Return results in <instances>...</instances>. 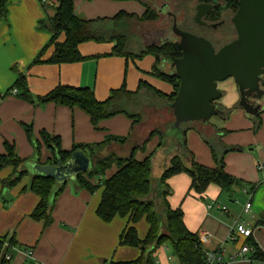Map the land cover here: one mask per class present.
<instances>
[{
  "label": "crops",
  "instance_id": "obj_1",
  "mask_svg": "<svg viewBox=\"0 0 264 264\" xmlns=\"http://www.w3.org/2000/svg\"><path fill=\"white\" fill-rule=\"evenodd\" d=\"M47 1L42 4L39 0H7L6 15L0 18V155H7L4 145L8 144L14 147L15 158L21 161L5 163L0 168V238H11L22 252L31 251L32 258L16 254L11 264L131 262L139 257L140 250L118 245L127 225L126 219L115 217L104 222L96 215L101 188L90 193L78 188L75 181H67L53 200L52 221L48 225L31 218L39 198L30 190V183L37 175L31 164L53 161L51 151L42 144L40 132L59 137L61 149L71 151L73 145L100 143L107 135L127 136L130 121L124 115H116L101 121L94 129L79 109L52 103L40 105L36 98L59 85L89 89L97 101H104L112 90L122 85L127 91L134 92L141 81L165 95L172 93L173 88L152 74L155 62L152 56L138 59L111 56L112 43L85 42L78 46L82 61L48 63L53 47L49 46L51 32L46 23L54 16L59 0ZM160 2L156 0V3ZM146 3V0H73L75 13L87 20L111 18L121 11L141 17ZM41 22L46 27H41ZM147 35L151 34H142L141 41ZM63 40L64 36L60 35L58 41ZM160 69L172 72L164 63ZM19 78L24 79L32 96L31 103L11 94ZM217 89L222 95L215 104L222 109H219L222 114L225 110H229V114L213 116L205 124L195 122L185 126V146L195 163L208 168H214V162L202 137L219 138L225 148L238 149L225 154L224 171L241 184L255 186V189L234 186L230 191H223L210 184L202 194H196L190 189V177L179 173L166 180L170 192L165 200L170 209L181 210L188 231L199 239L203 233L208 234L201 242L204 251L218 253L221 261L226 263L244 244L254 245L264 256V100L260 102V126L256 128L253 117L238 105L234 81L229 78L218 82ZM151 121L138 129V135L155 128L165 129L171 117L164 110ZM24 125L31 127L33 139L40 143L39 148L27 139ZM157 145L158 137L154 136L144 151L135 153L134 158L144 160L156 151ZM115 171V166H111L103 176L89 181L94 185L101 183ZM247 201L251 208L244 214L242 209ZM237 222L253 231L250 238L237 236L231 239V229ZM135 229L137 237L143 239L148 225L142 219ZM252 255L249 264H264V259L255 261ZM173 256L171 248L163 245L154 252L153 258L155 264H178ZM234 264L247 263L237 261Z\"/></svg>",
  "mask_w": 264,
  "mask_h": 264
},
{
  "label": "trees",
  "instance_id": "obj_2",
  "mask_svg": "<svg viewBox=\"0 0 264 264\" xmlns=\"http://www.w3.org/2000/svg\"><path fill=\"white\" fill-rule=\"evenodd\" d=\"M171 1L173 0H161V5L166 4V9L162 13L158 9L160 6H157L158 3L154 0L150 4H144L145 13L141 17L121 11L111 18L87 20L75 13L73 0H59L54 16L46 23L51 32L49 46L53 47L52 54L47 60L48 63L59 65L82 61L83 57L79 54L78 46L85 42L112 43L111 56L134 59L146 55L152 56L155 59L152 74L173 88L172 93L165 95L141 81L138 89L134 92L127 91L125 86L122 85L119 89L112 90L104 101H97L93 92L89 89L59 85L46 95L36 98V102L40 105L52 103L70 109H79L89 118L94 129L98 128L101 121L116 115H124L131 121L127 136L107 135L100 143L73 145L71 151L61 149L59 137L44 131L39 133L42 144L51 151L53 160L57 156L64 162L72 151H82L91 160L88 171L78 174L75 182L78 188L85 189L90 193L98 188L102 189L100 202L96 209V215L99 219L104 222H110L115 217L126 219L127 225L119 237L118 245L138 248L140 255L134 261L113 264H155L154 252L163 245H168L171 248L174 253L173 257L178 264H204L205 260L204 249L198 236L185 228L181 210L170 209L166 200H164L166 224L164 230H160L152 202L144 200L150 191L151 158L154 153L142 161H137L134 158L135 152L144 150L146 144L154 136L158 137L157 149L162 147L168 138L165 132L172 140L176 139L172 135L176 130L172 128L173 116L168 106L177 95L179 81L173 71L171 73L163 72L160 65L163 62L170 64L173 60L180 58L181 52L173 45L174 41L163 40L156 44H143L140 37L149 31L169 28L170 16H175L170 8L171 6H177L179 3L178 0H176V3ZM201 1L210 2V0ZM6 3L7 0H0V18H4L6 15ZM229 6L234 10L236 9L235 4H229ZM220 11L223 10L213 3L212 10L207 13L209 18L205 21L208 23L215 22L222 18ZM165 12H170L171 15L166 13L167 18H162ZM188 17L189 15L186 16V20ZM155 22H161V24L155 26L153 25ZM192 23V21L190 24L184 21V28L182 29L187 30ZM40 26L46 27L44 22H41ZM194 27L200 28L208 34L212 32L210 29L197 25ZM190 33L203 37L209 42L211 40L205 34L197 33L193 29ZM60 35L64 36L62 42L58 41ZM223 38L225 37H221L222 43ZM13 88L16 89L17 96L20 99L32 102V96L28 92L23 78H19ZM219 109L222 111L220 107ZM164 110H167L171 117V122L165 129L155 128L142 136L138 135V129L143 124H149L156 114H161ZM228 114L229 110H225L224 114L219 116L224 117ZM259 115L260 113L252 116L256 128L260 126ZM193 123L195 122L181 125L179 130L181 133V155H175L169 160V166L160 177L161 184L167 188L165 182L168 178L179 173H186L191 179L190 189L196 194H202L210 184L219 186L223 191H230L234 186L247 187L253 191L255 186L243 185L239 180L225 173L223 159L225 154L238 149L225 148L219 142V138L209 140L201 136L210 148L214 168L195 163L192 154L185 146L187 127ZM23 127L29 142L36 149L39 148L40 143L33 139L31 127L26 125ZM169 129L171 130L168 131ZM131 137L136 138V143L131 147L128 156L119 157L111 150L114 146H128ZM4 147L7 155H0L1 165L21 162L15 158L13 146L5 144ZM111 166H115L116 171L110 177L95 185L89 181L92 178L103 176ZM63 188L64 185H57L53 179L34 177L30 183V190L39 198V202L33 210L31 218L36 221H43L44 225L50 224L52 221L53 200ZM168 193L167 188L163 192L164 198ZM142 219L145 220L148 229L145 237L139 239L135 225ZM9 241L13 244L11 238H9ZM253 248L252 258L255 261L262 262L264 259L263 254L254 245ZM0 264H3V262L0 261Z\"/></svg>",
  "mask_w": 264,
  "mask_h": 264
},
{
  "label": "water",
  "instance_id": "obj_3",
  "mask_svg": "<svg viewBox=\"0 0 264 264\" xmlns=\"http://www.w3.org/2000/svg\"><path fill=\"white\" fill-rule=\"evenodd\" d=\"M237 6L231 18L236 37L217 51L205 38L183 31L173 22L172 32L179 38L173 45L181 52L170 63L179 81L177 95L168 106L174 129L192 122L205 124L222 114L215 104L222 95L217 83L229 78L237 86L243 111L249 116L259 113L264 100V0H238ZM211 10L212 5H198L194 21L202 24L200 19ZM31 165L35 177L65 185L86 173L91 160L82 151H72L64 162L56 156L50 163Z\"/></svg>",
  "mask_w": 264,
  "mask_h": 264
},
{
  "label": "rangeland",
  "instance_id": "obj_4",
  "mask_svg": "<svg viewBox=\"0 0 264 264\" xmlns=\"http://www.w3.org/2000/svg\"><path fill=\"white\" fill-rule=\"evenodd\" d=\"M152 1H154V0H146V2H148L149 4ZM178 1H179L178 5L175 7L174 6L171 7L170 11L175 14V17L177 20L176 26H178L177 28L182 30V28H184V24H183L184 21H186L189 24L191 23L192 17L194 16L193 9H194L195 5H194L193 1H191V2H189L188 0H178ZM158 5L161 7L160 3L157 4V6ZM163 15L164 16H162V18H167L166 12ZM187 15H189V17L186 20ZM224 18H225V27H226L224 30H226L225 33L227 36L224 35L225 33H224L223 29H220L217 32H211L209 34H208V32L206 33L205 31H202L200 28H197V27H193V30L197 33L205 34L210 39H212L213 36H221V37L225 36V38H223V40H224L223 43L221 42L219 45L217 44V46L220 47L222 44L229 42L230 40H232L235 37L234 28H233L232 24L230 23L231 16L226 15ZM159 24H161V22H155L153 25L158 26ZM171 27H172V22H170L169 28H167L166 33L168 34L169 40L176 41L174 34L170 31ZM148 33H150L151 35H147V37L142 41L143 44L144 43L156 44V43H159L160 41H163L165 39L163 36V33H160L157 31H149ZM164 70L165 69H163V71ZM130 123H131V121H130ZM170 130L171 129H169L168 131H170ZM165 134L168 136L166 142L163 143L162 147L156 149V151L154 152V154L151 158L152 161H151V174H150V183H151L150 191H149L148 196L144 198V200L152 202L156 216H157L159 228L161 231L164 230V227L166 224V222H165V204H164L165 198L163 196V192L166 191L167 188H165L161 184L160 177H161L163 171L169 166V160L175 155H178V156L181 155L180 149L182 147L181 146V133L179 132V130H176V132H173V134H172L173 136H175V138H176L175 140L174 139L172 140L169 137L167 132H165ZM135 143H136V138L131 137L128 146H125V147L114 146L113 151L119 157H126V156H128V154L131 150V147H133V145ZM143 151L144 150H137L135 153L143 152Z\"/></svg>",
  "mask_w": 264,
  "mask_h": 264
},
{
  "label": "built area",
  "instance_id": "obj_5",
  "mask_svg": "<svg viewBox=\"0 0 264 264\" xmlns=\"http://www.w3.org/2000/svg\"><path fill=\"white\" fill-rule=\"evenodd\" d=\"M42 4L48 3L47 0H39ZM12 95H17L16 89L11 91ZM0 168H1V160H0ZM243 192L246 193V190L243 189ZM210 207V206H209ZM251 208L250 201H247L243 206L242 212L244 214L249 213ZM231 239L234 240L235 237L241 236L243 238H250L253 234V231L250 228H247L243 223H235L233 228L231 229ZM208 237L207 233H203L199 239L200 243L205 241ZM254 248L250 245H242L239 250L234 252L231 256V259L223 263L218 253L204 251V264H234L237 261L245 262L247 264L251 263L250 256L253 254ZM22 253L25 258H32V254L30 250H24L23 252L18 249L14 244H12L8 238H0V261L3 264H11L14 256L16 254Z\"/></svg>",
  "mask_w": 264,
  "mask_h": 264
},
{
  "label": "flooded vegetation",
  "instance_id": "obj_6",
  "mask_svg": "<svg viewBox=\"0 0 264 264\" xmlns=\"http://www.w3.org/2000/svg\"><path fill=\"white\" fill-rule=\"evenodd\" d=\"M189 1H193L194 2V4H195V7H197L198 5H201V4H205V5H213V3L214 4H217L220 8H221V10H223V11H220V15H221V17L222 18H220V19H218L217 21H215V22H206L205 21V19H208L209 17H208V15L207 14H205L201 19H200V22L202 23V24H197L195 21H194V17H195V13H196V8L194 7V16L192 17V25H190V26H188V28H187V30H184V29H182V30H184V31H188V32H191L192 31V29H193V27L195 26V25H197V26H200V27H203V28H207V29H210L212 32H217L218 30H220V29H223V31H224V33H225V31L226 30H224L226 27H225V16L226 15H229V16H231V18L233 17V15L235 14V12H236V10H237V8H238V6H237V3H238V0H210V2L209 3H207V2H203V1H201V0H189ZM171 2H173V3H176V0H173V1H171ZM229 4L230 5H232V4H235L236 5V9L234 10L233 8H231L230 6H229ZM172 7V6H171ZM159 9V11H160V13H162L163 11H165V9H166V4H162L161 5V7H159L158 8ZM167 14H169L170 12H166ZM171 14V13H170ZM169 16V15H168ZM171 17V22H172V24H173V22H175V24H177L176 23V17L175 16H170ZM231 18H230V23H231ZM183 24H184V22H183ZM212 25H215V27L213 28L212 27ZM233 26V25H232ZM178 27V26H177ZM170 31L172 32V28H170ZM157 32H160V33H163V36H164V40H169V38H168V34L166 33L167 32V28H162V29H160V30H158ZM173 33V32H172ZM174 34V33H173ZM224 35H226V33L224 34ZM223 35V36H224ZM227 36V35H226ZM174 37H175V39H176V41H178L179 40V38L177 37V36H175V34H174ZM225 37V36H224ZM235 37H236V35H235ZM235 37L233 38V39H235ZM232 39V40H233ZM232 40H230V41H232ZM176 41H174V42H176ZM221 41H222V39H221V36H213V38L210 40V42H211V44H212V46H213V48L215 49V51H217L220 47H222L223 45H221L220 47H218L217 46V44L219 45L220 43H221ZM229 41V42H230ZM173 42V43H174ZM229 42H227V43H229ZM227 43H225V44H227ZM218 47V48H217ZM164 63V62H163ZM171 71H173L172 69H171V67H170V64H168V63H164ZM217 106V105H216ZM219 109V108H218Z\"/></svg>",
  "mask_w": 264,
  "mask_h": 264
}]
</instances>
